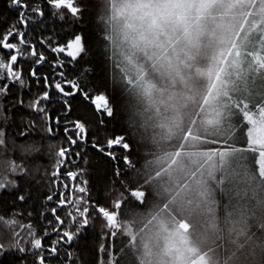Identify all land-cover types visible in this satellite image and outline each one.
I'll use <instances>...</instances> for the list:
<instances>
[{
  "label": "snow or ice",
  "instance_id": "obj_1",
  "mask_svg": "<svg viewBox=\"0 0 264 264\" xmlns=\"http://www.w3.org/2000/svg\"><path fill=\"white\" fill-rule=\"evenodd\" d=\"M9 7L16 21L0 31V49L7 52H0V156L9 144L5 101L12 88H18L13 106L39 114L45 131L54 135L59 129L65 143L49 145V152L55 148L49 182L61 189L56 207L49 209L51 231L28 225L27 249L16 240L20 233L13 232L15 243L6 247L0 242V254L15 248L30 253V264H55L63 251L61 264H75L64 245L82 233L94 212L111 230L110 238L119 233L127 239L126 253L110 244L109 259L98 264H119L118 252L129 257L126 264H264V0H106L98 39L109 61V82L135 102L129 105L132 117L150 114L147 121L137 124L130 118L127 123L138 130L136 143L147 149L142 171L124 186L127 195L109 193L116 198L107 205L93 201L88 181L78 180L86 172L76 163L82 160L77 146L88 142L94 126L107 129L106 120L117 111L116 94L86 80L87 69L72 77L62 70L89 53V38L76 30L85 8L80 0H10ZM46 7L63 9L67 16L59 11L56 15L72 25L62 43L42 42L54 59L37 49L23 30L34 14L45 15ZM21 61H30L27 73ZM45 64L49 71L39 73ZM256 80L259 90L249 91L247 86ZM31 85L39 91L29 92L25 105L20 91ZM77 96L95 121L69 119ZM130 138L113 132L103 143H91L114 162V176L119 175V163L136 168L127 155L133 150ZM13 147L25 155L40 152L36 142ZM18 170L27 174L22 162L0 159V192L17 187L5 172ZM210 182L226 185L219 188L226 195L224 203L215 200ZM45 199L53 201L54 194ZM129 204L141 210L131 209L130 215L126 210L122 216L120 208ZM161 213L167 219L155 224L159 231L154 237L147 236L145 225ZM0 223L16 221L0 214ZM146 236L159 241L158 254L144 244ZM103 250L101 245L98 254ZM222 250L228 252L223 261Z\"/></svg>",
  "mask_w": 264,
  "mask_h": 264
},
{
  "label": "trees",
  "instance_id": "obj_2",
  "mask_svg": "<svg viewBox=\"0 0 264 264\" xmlns=\"http://www.w3.org/2000/svg\"><path fill=\"white\" fill-rule=\"evenodd\" d=\"M9 4L10 0H0V31H4L7 26L14 24L16 21V14L9 7ZM80 4L85 8V11L82 13L83 18L79 20L76 30H82L89 38V53L86 57L80 59L79 63L65 64L62 70L69 77H72L87 69L86 80L93 86L108 87L116 94L117 111L114 118L106 120L107 129L101 130L99 127L94 126L89 134L88 142L77 146V151L81 152L82 160H78L76 163L85 169L86 172L83 177H78V180L84 179L88 181L87 189L93 201L107 205L110 199L116 198V195L110 196L109 193H124V186L133 184L138 179L137 173L142 171L143 156L147 152V149L142 144L136 143L139 139L137 128L129 129L127 123L130 118L134 119L137 124L141 122V119L147 121L150 115L149 113H144L143 118L132 117L129 105L135 102L119 86H114L109 82V61L103 51V41L98 39V36L102 35L99 15L107 12L106 0H80ZM57 11L64 16L68 15L63 9L54 10L46 7L45 15L34 14L32 17L35 21H30L23 29L27 33L28 38L36 44L37 49H42L49 59H54V56L42 42L50 40L53 45L58 42L62 43L67 28L72 26L67 20L60 19L56 15ZM0 52H3L5 56L7 55L6 50L0 49ZM21 63L23 64L24 72L27 73L30 68V61H21ZM48 71L47 64L38 68L39 73H47ZM259 86L260 82L256 80L249 84L247 88L249 91L255 92L259 90ZM242 87L245 86L242 85ZM36 91H39V89L35 85H31L30 89L20 91L19 98L23 99L26 105L27 100L31 98L29 92ZM17 92L18 88H12L11 98L5 101L7 105L6 112L10 119L4 124V127L10 135L8 136L7 153L4 156H0V159H15L18 163L22 162L27 169V174H21L19 170L12 174L5 172L9 180L15 181L17 187L13 188L9 185L8 190L0 192V214L4 216L6 221L15 220L16 223H0V242L5 243L6 247L9 243L14 244L12 233L19 232L20 236L16 240H19L20 247L27 249L28 225H31L34 230L48 228L51 231L52 226L47 224L48 220L53 219L49 209L56 207L55 196L61 189L59 186L54 188L49 182L52 179L49 173L55 160V148L49 152V145L59 146L65 143V140L63 132L59 129L54 135H49L45 131L47 124L41 120L39 114L32 112L26 106H13L17 99ZM71 103L73 111L69 119L75 120L84 117L95 121V116L80 96L74 98ZM57 106L56 104L52 105L53 108ZM0 123H3V121L0 120ZM21 132L29 133V135L20 136L19 133ZM113 132L130 134L129 143L133 145V150L127 155H129L130 160L136 166L134 170L124 163H119L118 176L113 175L116 167L114 162L91 147L92 142L103 143L105 136H110ZM13 133L14 135H12ZM32 142H36L39 145V153L25 155L20 152L18 147H13V144L27 145ZM195 159L200 160L201 158ZM205 167L207 166L205 165ZM205 178L207 179V177ZM220 178L221 176L216 174V179L219 180ZM65 182L75 183L68 180ZM209 187L212 188L215 200L224 203L226 195H222L219 188L226 187V185H216L215 182H210ZM50 193L54 194L53 201L45 199ZM124 194L127 195V193ZM19 195H25L26 199L23 202L19 201L17 199ZM131 209L141 210L139 205L129 204L122 205L119 211L122 216L126 210L130 215ZM12 213L22 215L13 216ZM60 214L63 215V213ZM89 220V225L82 229V233L74 239L71 245H64V250L72 253L75 264H98V260L103 261V258H107L108 255L106 253L110 244L115 249H120L119 239L124 238L127 241L126 237L119 233L116 237L110 238L109 231L111 230L106 228L105 221L99 218L96 213H91ZM51 239H55V233H52ZM101 245L104 246V250L98 254V249ZM225 248H227L226 244ZM222 252H224V255L228 254V252L223 250L220 253ZM118 254L119 252L115 253L117 256ZM63 259L64 252L62 251L60 259L56 260L55 264H61ZM30 261V253L19 252L15 248L6 255L0 254V264H30Z\"/></svg>",
  "mask_w": 264,
  "mask_h": 264
},
{
  "label": "rangeland",
  "instance_id": "obj_3",
  "mask_svg": "<svg viewBox=\"0 0 264 264\" xmlns=\"http://www.w3.org/2000/svg\"><path fill=\"white\" fill-rule=\"evenodd\" d=\"M217 174L220 175L219 173ZM165 219H167V217L163 213H161L160 216H158L155 221H153L151 224L145 225V228L147 229V236L154 237V234L159 231V229L155 227V224L161 223ZM147 236L144 240V244L147 245V247L149 248L152 254L154 255L158 254L159 253V248H158L159 241L156 240L155 238L148 239ZM118 244L120 245V249L123 248L124 252L126 253L127 252V247H126L127 241L124 238H121L119 239ZM107 253H109V250L107 251ZM223 253L224 252L219 253V259L221 261L226 259V257L228 256V254L224 255ZM118 257H119V264H126L127 260L129 259V257H127L124 253H119ZM108 259H109V256H107V258H103V261H107Z\"/></svg>",
  "mask_w": 264,
  "mask_h": 264
},
{
  "label": "flooded vegetation",
  "instance_id": "obj_4",
  "mask_svg": "<svg viewBox=\"0 0 264 264\" xmlns=\"http://www.w3.org/2000/svg\"><path fill=\"white\" fill-rule=\"evenodd\" d=\"M30 21H35V19L33 17H31Z\"/></svg>",
  "mask_w": 264,
  "mask_h": 264
}]
</instances>
